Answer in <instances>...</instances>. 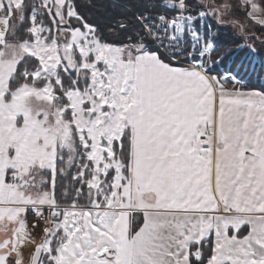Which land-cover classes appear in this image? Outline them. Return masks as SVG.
Segmentation results:
<instances>
[{"label":"snow or ice","instance_id":"1","mask_svg":"<svg viewBox=\"0 0 264 264\" xmlns=\"http://www.w3.org/2000/svg\"><path fill=\"white\" fill-rule=\"evenodd\" d=\"M97 3L0 0V264H264V0Z\"/></svg>","mask_w":264,"mask_h":264},{"label":"trees","instance_id":"2","mask_svg":"<svg viewBox=\"0 0 264 264\" xmlns=\"http://www.w3.org/2000/svg\"><path fill=\"white\" fill-rule=\"evenodd\" d=\"M108 3H110V0H98L97 6L100 8V11L102 12L104 10L103 5H107ZM82 11H85L89 17H93V16L98 15L96 9H92V10L82 9ZM26 25H27V22H26ZM229 30H231V29H229ZM230 38H231L230 31L226 32V34L222 36V39H225V40H228ZM224 46L228 47L229 45H224ZM256 47L260 48L261 46L256 45ZM259 63H260V58L257 57V59H256L257 72H259ZM260 75H261V77H264V73H261ZM262 83H264V79H258L257 74L253 73L251 80H250V87L260 88Z\"/></svg>","mask_w":264,"mask_h":264},{"label":"rangeland","instance_id":"3","mask_svg":"<svg viewBox=\"0 0 264 264\" xmlns=\"http://www.w3.org/2000/svg\"><path fill=\"white\" fill-rule=\"evenodd\" d=\"M228 31H230V33H231L232 30L225 29V30H224V33L228 32ZM257 45H258V46H261V45H259V44H257ZM27 220H28V224H29V226H31L32 223H33L34 220H35V217L32 216L31 214H29L28 217H27ZM35 232H36V235L39 237V234H40V228H36ZM0 238H2V234H0ZM25 251L27 252V250H25Z\"/></svg>","mask_w":264,"mask_h":264}]
</instances>
